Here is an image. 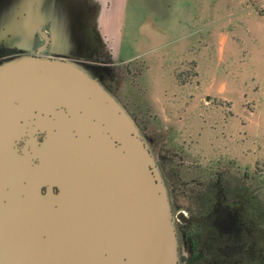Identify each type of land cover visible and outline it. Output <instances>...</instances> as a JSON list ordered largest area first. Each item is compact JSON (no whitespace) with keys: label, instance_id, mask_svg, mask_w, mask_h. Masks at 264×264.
<instances>
[{"label":"water","instance_id":"obj_1","mask_svg":"<svg viewBox=\"0 0 264 264\" xmlns=\"http://www.w3.org/2000/svg\"><path fill=\"white\" fill-rule=\"evenodd\" d=\"M53 1L0 0L1 41L40 31V54ZM100 70L43 55L0 64V264H179L156 157Z\"/></svg>","mask_w":264,"mask_h":264},{"label":"rangeland","instance_id":"obj_2","mask_svg":"<svg viewBox=\"0 0 264 264\" xmlns=\"http://www.w3.org/2000/svg\"><path fill=\"white\" fill-rule=\"evenodd\" d=\"M144 2L142 18L153 8L149 0ZM207 2L208 29L202 40L195 37L193 47L171 43L181 30L169 22L170 44L162 49L169 58L152 62L151 73L145 75L150 85L140 77L144 63L130 64L124 71L119 67L118 98L147 138L153 137L168 153L176 152V162L184 161L179 166L183 176L196 170L191 163L233 167L238 182L252 174L250 189L236 185L241 193L252 194V232L258 247H264V0ZM205 19L206 13L203 23ZM186 21L187 31L194 20ZM149 27L147 22L146 31ZM147 57L154 60L155 54ZM158 67L167 68L160 72ZM98 77L112 91L102 72ZM192 260L212 262L199 254ZM252 264H264V248H252Z\"/></svg>","mask_w":264,"mask_h":264},{"label":"flooded vegetation","instance_id":"obj_3","mask_svg":"<svg viewBox=\"0 0 264 264\" xmlns=\"http://www.w3.org/2000/svg\"><path fill=\"white\" fill-rule=\"evenodd\" d=\"M42 32L51 36L50 30L45 26L42 27ZM45 42L40 31H35L33 45L24 44L29 41L20 42L16 35H10L9 41L6 42L0 39V64L10 57H62L52 51L51 44L38 54ZM75 60L85 66L101 69L100 72L105 75L110 89L118 97L119 67L124 71L123 68L130 63L114 62L112 55L105 50ZM144 69L145 67L142 68L141 76ZM128 71L126 68L125 73L128 74ZM120 102L130 112L128 107ZM130 115L134 118L131 113ZM135 121L146 136L142 124L136 119ZM147 139L168 190L175 218L179 264H191L197 254L202 257L210 256L212 262L208 264H252V248L264 247H258L257 236L252 232V194L250 190H242L244 192L241 193L239 185H236L242 183L250 189L252 174L238 182L232 175L233 167L191 163L190 165H195L196 170L189 169L185 173L186 176H183L179 166L184 165V161L176 162L177 153H168L153 137ZM180 216L185 217L187 222L181 221Z\"/></svg>","mask_w":264,"mask_h":264},{"label":"crops","instance_id":"obj_4","mask_svg":"<svg viewBox=\"0 0 264 264\" xmlns=\"http://www.w3.org/2000/svg\"><path fill=\"white\" fill-rule=\"evenodd\" d=\"M144 1L54 0L52 5L45 6L42 12L45 27L54 35L52 51L59 56L75 60L105 50L112 55L116 63L142 62L145 69L141 77L150 85L145 81V75L151 73L152 62H163L169 58L168 53L162 50L170 44L166 42L169 22L175 29L181 30L179 36L171 43L185 42L184 45L190 43L193 47L195 37L197 41L202 40L204 29L207 34L209 6L207 0H149L148 5H153V8H149L147 16L142 18L139 13H144ZM204 13L206 19L203 23ZM199 16L201 22L198 20ZM186 20H194V24L190 23L187 31ZM147 22L150 25L148 31ZM16 36L20 38V42L29 41L24 44H34L35 32H18ZM150 54H155L154 60L147 57ZM166 68L158 67L160 72Z\"/></svg>","mask_w":264,"mask_h":264}]
</instances>
